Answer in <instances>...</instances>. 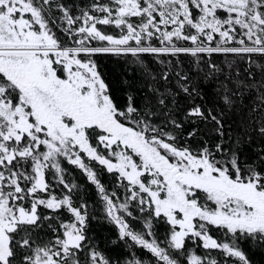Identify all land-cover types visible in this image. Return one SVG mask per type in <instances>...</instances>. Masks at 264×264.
Listing matches in <instances>:
<instances>
[{
  "label": "snow or ice",
  "instance_id": "6c2138e0",
  "mask_svg": "<svg viewBox=\"0 0 264 264\" xmlns=\"http://www.w3.org/2000/svg\"><path fill=\"white\" fill-rule=\"evenodd\" d=\"M0 264H264V0H0Z\"/></svg>",
  "mask_w": 264,
  "mask_h": 264
},
{
  "label": "trees",
  "instance_id": "16d2710c",
  "mask_svg": "<svg viewBox=\"0 0 264 264\" xmlns=\"http://www.w3.org/2000/svg\"><path fill=\"white\" fill-rule=\"evenodd\" d=\"M106 71H108L111 74V78L115 81L119 79L120 76V71L119 69L115 66V65H109V68L106 69ZM98 230L103 233V234H108L110 229L108 226L105 225H101V226H97Z\"/></svg>",
  "mask_w": 264,
  "mask_h": 264
}]
</instances>
